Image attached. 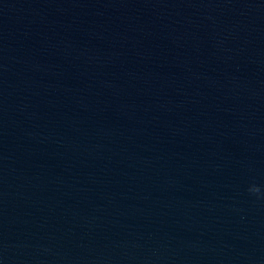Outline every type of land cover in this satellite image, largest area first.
I'll return each mask as SVG.
<instances>
[{
  "label": "clouds",
  "instance_id": "1",
  "mask_svg": "<svg viewBox=\"0 0 264 264\" xmlns=\"http://www.w3.org/2000/svg\"><path fill=\"white\" fill-rule=\"evenodd\" d=\"M249 192H250V193H253V194H258V193H260V188L257 187V186H255V185H253V186H251V187L249 188Z\"/></svg>",
  "mask_w": 264,
  "mask_h": 264
}]
</instances>
